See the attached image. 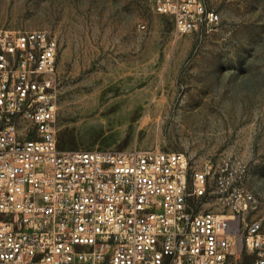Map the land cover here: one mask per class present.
Here are the masks:
<instances>
[{
	"label": "built area",
	"instance_id": "built-area-1",
	"mask_svg": "<svg viewBox=\"0 0 264 264\" xmlns=\"http://www.w3.org/2000/svg\"><path fill=\"white\" fill-rule=\"evenodd\" d=\"M143 1L176 38L220 26L210 0ZM58 48L0 30V264H264L241 159L59 148Z\"/></svg>",
	"mask_w": 264,
	"mask_h": 264
},
{
	"label": "rangeland",
	"instance_id": "rangeland-1",
	"mask_svg": "<svg viewBox=\"0 0 264 264\" xmlns=\"http://www.w3.org/2000/svg\"><path fill=\"white\" fill-rule=\"evenodd\" d=\"M210 7L217 31L176 38L143 0H0V30L56 36L60 149L236 157L264 225V0Z\"/></svg>",
	"mask_w": 264,
	"mask_h": 264
}]
</instances>
